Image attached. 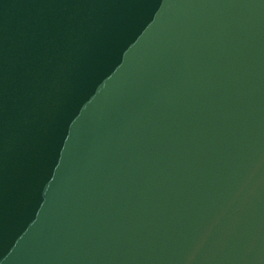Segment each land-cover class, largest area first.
<instances>
[{"label": "water", "instance_id": "95a60500", "mask_svg": "<svg viewBox=\"0 0 264 264\" xmlns=\"http://www.w3.org/2000/svg\"><path fill=\"white\" fill-rule=\"evenodd\" d=\"M0 264H264V0H0Z\"/></svg>", "mask_w": 264, "mask_h": 264}]
</instances>
